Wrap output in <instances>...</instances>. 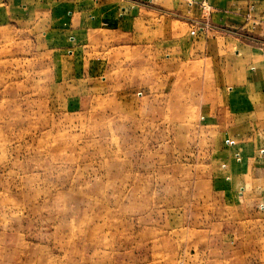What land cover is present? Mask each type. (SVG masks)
Masks as SVG:
<instances>
[{
	"label": "rangeland",
	"instance_id": "1",
	"mask_svg": "<svg viewBox=\"0 0 264 264\" xmlns=\"http://www.w3.org/2000/svg\"><path fill=\"white\" fill-rule=\"evenodd\" d=\"M34 36L0 20V264H264L263 204L205 180L194 77L115 54L107 89L56 100Z\"/></svg>",
	"mask_w": 264,
	"mask_h": 264
},
{
	"label": "crops",
	"instance_id": "2",
	"mask_svg": "<svg viewBox=\"0 0 264 264\" xmlns=\"http://www.w3.org/2000/svg\"><path fill=\"white\" fill-rule=\"evenodd\" d=\"M200 1L0 0V20L34 32L50 58L56 100L107 89L102 79L115 54L119 65L122 56L132 61L135 76L163 68L167 86L188 88L194 77L210 136L207 184L264 208V0H206L208 26L198 29ZM137 82L134 95L142 97L146 86Z\"/></svg>",
	"mask_w": 264,
	"mask_h": 264
},
{
	"label": "built area",
	"instance_id": "3",
	"mask_svg": "<svg viewBox=\"0 0 264 264\" xmlns=\"http://www.w3.org/2000/svg\"><path fill=\"white\" fill-rule=\"evenodd\" d=\"M199 5H200L202 13H203V19L202 20H197L195 27L198 28V29H204L205 27L208 26V22H207V19H206V14L210 10V5H209V3L206 0H201L199 2ZM204 16H205V18H204Z\"/></svg>",
	"mask_w": 264,
	"mask_h": 264
}]
</instances>
